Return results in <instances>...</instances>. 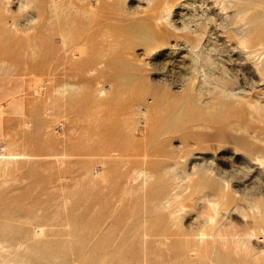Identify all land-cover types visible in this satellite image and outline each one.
<instances>
[{"label": "rangeland", "instance_id": "374dc122", "mask_svg": "<svg viewBox=\"0 0 264 264\" xmlns=\"http://www.w3.org/2000/svg\"><path fill=\"white\" fill-rule=\"evenodd\" d=\"M173 186L228 195L219 228L251 233L250 251L217 241L208 258L192 236L161 251L153 196ZM177 203L197 233L209 209ZM263 230L264 0H0L6 260L264 264Z\"/></svg>", "mask_w": 264, "mask_h": 264}, {"label": "bare ground", "instance_id": "6f19581e", "mask_svg": "<svg viewBox=\"0 0 264 264\" xmlns=\"http://www.w3.org/2000/svg\"><path fill=\"white\" fill-rule=\"evenodd\" d=\"M176 85V84H175ZM193 91H196V88H193ZM203 106V105H202ZM8 155V154H7ZM9 156V155H8ZM4 157V156H3ZM2 159H4V158H2ZM5 161H10L11 160V158L10 159H8V160H6V159H4ZM8 164H9V162H8ZM9 165H11V164H9ZM198 166V165H197ZM200 166V165H199ZM6 167V166H5ZM7 168V167H6ZM5 168V169H6ZM179 171V170H178ZM168 172H170V171H168ZM181 172V171H180ZM141 174L143 173V172H140ZM139 173V174H140ZM174 173H175V171H174ZM173 173V174H174ZM206 173V172H205ZM140 174V175H141ZM145 174V173H144ZM142 175V177L144 176L145 178H144V182H143V185L145 184L146 186H147V182H150L151 180H149L150 179V177H148L150 174L149 173H147L146 175ZM149 174V175H148ZM184 175H185V172L183 173ZM194 174H196V173H194ZM209 174V173H208ZM207 173L205 174V175H208ZM148 175V176H147ZM152 175V174H151ZM165 175V174H164ZM170 175V174H169ZM168 175V176H169ZM204 175V176H205ZM137 176H138V174H137ZM218 176L220 177V178H223V180H225V181H227V176H224V175H222L220 172H219V174H218ZM153 177V176H152ZM151 177V178H152ZM164 177V176H163ZM167 177V175L165 176V178ZM187 177H189V175L187 174ZM186 177V178H187ZM154 178V177H153ZM161 178V177H160ZM164 178V179H165ZM176 178V177H175ZM178 178V177H177ZM185 177H184V180L186 179ZM195 178V177H194ZM136 179V178H135ZM134 179V180H135ZM155 180H156V178H154ZM153 179V180H154ZM174 179V178H173ZM138 180H139V178H138ZM138 180H136L135 182H137V184H138ZM142 180V179H141ZM140 180V181H141ZM157 180H158V178H157ZM194 180H196V178L194 179ZM160 181V180H159ZM132 182H134V181H132ZM152 182V181H151ZM161 183H162V181H160ZM169 182H170V180H169ZM185 182H187V184L189 183L190 184V182H191V180H190V182L189 181H185ZM156 183H157V181H156ZM164 184H165V182H163ZM162 183V184H163ZM171 183V182H170ZM180 183V182H179ZM131 184H133V183H131ZM173 184V183H172ZM186 184V185H187ZM224 184V183H223ZM133 185H135V184H133ZM132 185V186H133ZM150 185V184H149ZM153 185V184H152ZM155 185V184H154ZM158 185H160V183L158 182ZM165 185H167V181H166V184ZM170 185V184H169ZM180 185V184H179ZM192 185V184H191ZM227 185V184H226ZM225 185V186H226ZM131 186V187H132ZM146 186H144V188L146 187ZM157 186V185H156ZM155 186V187H156ZM160 186H162V185H160ZM171 186V185H170ZM175 186V185H174ZM173 186V187H174ZM158 187V186H157ZM177 187V186H176ZM227 187V186H226ZM142 189H144L143 187H141ZM151 189H152V187H150ZM179 188H181V186L180 187H178V189ZM188 188V187H187ZM196 188V187H195ZM202 188V189H201ZM201 188H197V189H201L202 191L203 190H205V189H203V187H201ZM205 188V187H204ZM213 188V187H212ZM128 189V188H127ZM139 190H140V188H138ZM141 189V190H142ZM146 189H147V187H146ZM150 189V190H151ZM164 188H162V190H159L158 191V195H156V197L155 196H153L154 198H153V204H156V206L153 208V209H157L156 210V213H158L157 211L159 210V212L160 213H158V214H155L154 216L155 217H159V219L160 218H162V223H161V226H160V229H158L154 234H153V236H155V238H154V241H155V239H157L156 237H158V242H154V244H157V246H159V248L161 249V251H167V250H171L172 248H174L176 245H178V244H187L188 246H190L189 245V243H190V236H192V238H194L193 240H192V243L193 244H195V246L197 247H199V250L202 252V250H204L203 251V253L202 254H204V252H206V247L210 244V245H212V244H214L215 242H217V241H221V242H223L224 244H228V243H230V241L233 243V248L235 247V250L238 252L239 250H241V248L243 247L244 249L243 250H245V248L248 250V251H250V249H248L247 248V246L250 244V239H252V238H250V236L248 235V234H246V233H242V231H241V235H237V234H233V235H229L228 233L229 232H224V231H222L219 227H221V226H219V225H222V223L221 224H219V220H217V217H218V214L219 213H221L220 212V209H221V206H224V205H228V203H229V197H228V195H225L224 194V196L223 197H220V196H218L216 193H215V190L214 189H210L211 191H209V192H203V193H201V192H192L191 191V193L189 194V195H187V196H184L185 194H183L184 192H185V190H182L181 189V192L180 193H178L177 191V188H175L174 187V189L172 190V188H171V190H166L165 191V189L163 190ZM177 191H176V190ZM196 189V190H197ZM228 189V188H227ZM133 190V189H132ZM149 190V191H150ZM180 190V189H179ZM191 190H195V189H192L191 188ZM135 191V190H134ZM138 191V190H137ZM142 191H145V189L144 190H142ZM146 191H148V190H146ZM148 191V192H149ZM183 191V192H182ZM190 191V190H189ZM140 192V191H139ZM138 192V193H139ZM147 192V193H148ZM142 193V192H141ZM229 193V192H228ZM227 193V194H228ZM128 194V193H127ZM130 194V193H129ZM128 194V195H129ZM143 194H145V193H143ZM127 196V195H126ZM130 196V195H129ZM128 196V197H129ZM131 196H133L134 197V195L132 194ZM140 196H141V198H142V194H140ZM239 196V195H238ZM126 198V197H125ZM129 198H131V197H129ZM231 199V198H230ZM150 200H152V198H150ZM190 201V203H192V205H191V207L192 208H194V209H196L197 207H205V208H207V209H209V210H207V211H210V214H209V216L203 221V222H198L199 223V227L200 228H198L197 229V233L194 231V233H190V232H187V231H184V229L182 230L181 228V226H180V224H181V222H182V220L187 216V213H186V211L184 210L185 208L184 207H186L185 205L184 206H182V207H180L179 209H171L173 206L172 205H174L175 203H177V202H179V201H181V202H184V201ZM144 202V201H143ZM145 204V203H144ZM177 204H179V203H177ZM182 204V203H181ZM201 204V205H200ZM149 207H150V204H149ZM149 207H148V209H149ZM152 207V206H151ZM177 207H179V206H177ZM239 207V206H238ZM145 208V207H144ZM147 209V208H146ZM187 209V208H186ZM188 210V209H187ZM146 211V210H145ZM151 211H152V209H151ZM195 211V210H194ZM249 211V210H248ZM255 211V210H254ZM143 212H144V210H143ZM154 211H152V213H153ZM203 212V211H202ZM151 213V212H150ZM251 213V212H250ZM253 213V212H252ZM251 213V214H252ZM256 213V212H255ZM146 214V219H145V222H147V217H151V216H148V214L147 213H145ZM254 214V213H253ZM260 214V213H259ZM142 215V214H141ZM153 215V214H152ZM199 216L200 215H202L201 213H199L198 214ZM249 215V214H248ZM144 216V215H143ZM220 216H222V215H220ZM252 215H250L249 217H251ZM254 216H255V214H254ZM253 216V217H254ZM260 216V215H259ZM259 216H258V218L257 219H259ZM141 217V216H140ZM223 217H224V215H223ZM226 217V216H225ZM260 217H263V214H262V216H260ZM220 218V217H219ZM218 218V219H219ZM255 218V217H254ZM130 219H131V217H130ZM159 219H158V221H159ZM192 219H193V217H192ZM256 219V218H255ZM256 219V220H257ZM251 220H254V219H252V217H251ZM158 221H156V222H158ZM254 222V221H253ZM154 224V223H153ZM157 224V223H156ZM219 224V225H218ZM228 224V223H227ZM225 225V224H224ZM229 225V224H228ZM232 225V224H231ZM150 226H152V225H150ZM154 226H155V224H154ZM154 226L152 227V229L154 228ZM181 227V228H180ZM233 227V226H232ZM98 228V227H97ZM101 228V227H100ZM224 228V227H223ZM234 228V227H233ZM253 228V227H252ZM150 229H151V227H150ZM235 229V228H234ZM259 229V228H258ZM99 230H101V229H99ZM99 230H98V232H99ZM154 230V229H153ZM253 230H255V229H253ZM261 230V229H260ZM260 230H259V232H260ZM256 231V230H255ZM254 231V232H255ZM258 231V230H257ZM264 231V230H263ZM262 231V232H263ZM150 231H148V230H145V232L143 233V254H144V262L146 261L147 262V260H148V257H149V255H150V251H149V246L151 245H149L148 246V237L150 238V235H151V233H149ZM151 232H152V230H151ZM245 232V231H244ZM248 232V231H247ZM250 232V231H249ZM253 232V231H252ZM97 233V232H96ZM256 233V232H255ZM254 233V234H255ZM261 233V232H260ZM264 233V232H263ZM140 234V233H139ZM138 234V235H139ZM262 234V233H261ZM141 235V234H140ZM140 235H139V237H140ZM256 235H257V233H256ZM256 235H255V237H256ZM260 235V234H259ZM152 236V235H151ZM231 236V237H230ZM254 237V236H253ZM254 237V238H255ZM264 237V236H263ZM99 238V237H98ZM138 238V237H137ZM159 238H161V239H159ZM256 238H258V236L256 237ZM255 238V239H256ZM152 242V241H151ZM150 242V243H151ZM218 243V242H217ZM153 244V243H152ZM221 244V243H220ZM219 244V245H220ZM209 245V248L211 247ZM218 245V244H217ZM222 245V244H221ZM194 246V245H193ZM229 245H227L226 247H228ZM24 247V243L23 242H18L17 244H16V248L18 249H22ZM152 247V246H151ZM156 246L154 245V248H155ZM181 247V246H180ZM220 247H222V246H220ZM224 247V246H223ZM230 247V246H229ZM231 247V248H232ZM154 248H152V249H154ZM184 248V247H183ZM208 248V247H207ZM218 248H219V246H218ZM155 249H158V248H155ZM189 251L191 250L189 247L187 248ZM223 249H225V247L223 248ZM227 249V248H226ZM109 250V249H108ZM151 250V249H150ZM178 250H180V248L178 249ZM228 250V249H227ZM235 250H233L234 252H235ZM155 251V250H154ZM181 251V250H180ZM180 251H178V252H180ZM183 251V250H182ZM221 251V250H220ZM223 251V250H222ZM246 251V250H245ZM252 251V254H253V250H251ZM7 252V248L3 245V242L2 241H0V264H11V261H8V260H6L5 258H4V254ZM201 252H200V256L202 257V254H201ZM228 252V251H227ZM244 252V251H243ZM242 252V253H243ZM154 253V252H153ZM157 253H159V252H157ZM161 253V252H160ZM159 253V254H160ZM164 253V252H163ZM177 253V252H176ZM207 253V256L209 255L208 254V252H206ZM248 253V252H247ZM260 253V252H259ZM180 254V253H179ZM190 254H191V252H190ZM228 254L230 255V253L228 252ZM239 254V253H238ZM249 254H251V252L250 253H248V255ZM153 255V254H152ZM205 255V254H204ZM234 255H236V256H240V254L239 255H237V253L235 252L234 253ZM245 255H246V253H245ZM254 255L255 254H253L252 255V257H254ZM108 256V255H107ZM151 256V255H150ZM154 256V255H153ZM169 256V255H168ZM171 257L173 256V253H172V255H170ZM185 256V255H184ZM194 256V255H193ZM196 256V255H195ZM206 256V257H207ZM186 257V256H185ZM211 257V256H210ZM230 257V256H229ZM156 258V257H155ZM160 258V257H159ZM208 258H209V256H208ZM248 258H251V255L248 257ZM186 259V258H185ZM196 259V258H195ZM201 259V258H200ZM259 259V258H258ZM187 260H189V258L187 259ZM202 260V259H201ZM209 260V259H208ZM239 260V259H238ZM252 260V259H251ZM255 260V259H254ZM142 261V260H141ZM173 262H175V261H173ZM185 262H186V260H185ZM194 262H195V260H194ZM256 262V261H255ZM164 263V262H163ZM169 263V262H168ZM196 263V262H195ZM199 263H201V261L199 262ZM209 263H211V262H209ZM258 263V262H257ZM14 264H24L23 262H16L15 261V263ZM142 264V263H141ZM170 264V263H169ZM187 264V263H186ZM198 264V263H197Z\"/></svg>", "mask_w": 264, "mask_h": 264}]
</instances>
